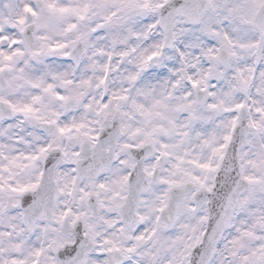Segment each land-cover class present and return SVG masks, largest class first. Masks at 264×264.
I'll list each match as a JSON object with an SVG mask.
<instances>
[{
	"label": "snow or ice",
	"instance_id": "1",
	"mask_svg": "<svg viewBox=\"0 0 264 264\" xmlns=\"http://www.w3.org/2000/svg\"><path fill=\"white\" fill-rule=\"evenodd\" d=\"M0 264H264V0H0Z\"/></svg>",
	"mask_w": 264,
	"mask_h": 264
}]
</instances>
